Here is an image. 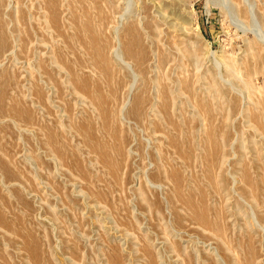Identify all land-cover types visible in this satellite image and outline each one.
Returning <instances> with one entry per match:
<instances>
[{"label": "rangeland", "instance_id": "1", "mask_svg": "<svg viewBox=\"0 0 264 264\" xmlns=\"http://www.w3.org/2000/svg\"><path fill=\"white\" fill-rule=\"evenodd\" d=\"M68 1L57 0L51 26L47 1L0 0V264H264V135L247 89L217 65L232 56L253 88L264 85L252 53L264 0ZM183 39L198 59L181 53ZM58 51L76 73L48 60ZM211 76L237 102L228 127L205 91ZM192 88L214 106L211 121L195 114ZM209 127L229 134L214 152L221 189L206 173Z\"/></svg>", "mask_w": 264, "mask_h": 264}, {"label": "bare ground", "instance_id": "2", "mask_svg": "<svg viewBox=\"0 0 264 264\" xmlns=\"http://www.w3.org/2000/svg\"><path fill=\"white\" fill-rule=\"evenodd\" d=\"M41 1H43V0H41ZM45 1H47V5L46 6H48L47 7V9L49 10L50 9V18L48 19V13L46 14V16L45 15H43V18H44V16L46 17V21L48 22V23H50V25L51 26H55L58 22H59V18L57 17V14H56V10H55V5L57 4V0H45ZM68 0H66V2H67ZM77 1V0H76ZM84 1V0H83ZM227 1V0H226ZM39 2H40V0H39ZM63 2V1H62ZM69 2V1H68ZM67 2V3H68ZM109 2H110V0H109ZM240 2V1H239ZM112 3V2H111ZM63 4H65V2L63 3ZM73 4H75V3H73ZM107 4V3H106ZM114 5V4H113ZM222 5V4H221ZM239 5V4H238ZM60 6H61V4H60ZM68 6H69V3H68ZM75 6V5H74ZM117 6V5H116ZM44 7V6H43ZM76 7V6H75ZM242 7V6H241ZM34 8H36V7H34ZM39 8H40V6H39ZM105 8L106 9H108L106 6H105ZM41 9V8H40ZM61 9V8H60ZM64 9V8H63ZM67 9H69V8H67ZM48 10H47V12H48ZM246 10H247V8H246ZM64 11V10H63ZM72 11V10H71ZM70 11V12H71ZM249 11V10H248ZM248 11H247V13H248ZM38 13H39V11H38ZM72 13V12H71ZM70 13V14H71ZM41 14V13H40ZM102 14V13H101ZM100 14V15H101ZM132 14V13H131ZM73 15V14H72ZM134 16V21H138V26H139V22H140V17H139V19L137 18V16L136 15H133ZM142 16V15H141ZM41 17H42V15H41ZM40 17V18H41ZM74 17H76V15H74ZM97 18V17H96ZM131 18V17H130ZM146 18V17H145ZM45 19V18H44ZM84 19V18H83ZM43 20V19H42ZM81 20V19H80ZM79 20V21H80ZM97 20V19H96ZM132 20V19H131ZM130 20V21H131ZM144 20V19H143ZM45 21V20H44ZM45 21V22H46ZM85 21H86V19H85ZM102 22V21H101ZM11 23V22H10ZM127 23H128V21H127ZM126 23V24H127ZM34 24V23H33ZM36 24V23H35ZM35 24H34V26H35ZM44 24V23H43ZM79 24H81V23H79ZM101 24V23H100ZM125 24V25H126ZM141 24V23H140ZM75 25V24H74ZM86 25V24H85ZM132 25V24H131ZM14 26V25H13ZM16 26H17V24H16ZM30 26H31V24H30ZM46 26H48V25H46ZM144 26V25H143ZM95 27V26H94ZM147 27H149V29H152L153 27H154V29H153V31H151V32H156L157 31V24L155 23H147V26H146V28ZM4 28H5V26H4ZM98 28V27H97ZM125 28V27H124ZM142 28V27H141ZM144 28H145V26H144ZM7 29V28H6ZM86 29H87V32L88 31H93V27L90 25V24H87V26H86ZM134 28H129L128 29V32L130 31V32H132V30H133ZM32 30V29H31ZM135 30V29H134ZM143 30V29H142ZM7 31H8V29H7ZM37 32H38V30H36ZM43 31V30H42ZM141 31V30H140ZM32 32V31H31ZM34 32V31H33ZM145 32V31H144ZM150 32V33H151ZM35 33V32H34ZM40 33V32H39ZM80 33V32H79ZM97 33V32H96ZM127 33V32H126ZM259 33V32H258ZM42 34V33H41ZM84 34V33H83ZM87 34V33H86ZM90 34V33H89ZM9 35H11V34H9ZM35 35H36V33H35ZM40 35V34H39ZM150 35H152V34H150ZM156 35H158V34H156ZM32 36V35H31ZM30 36V37H31ZM78 36H79V34H78ZM87 36V35H86ZM138 36V35H137ZM34 37V36H33ZM52 37V36H51ZM253 37V36H252ZM8 38H10V37H8ZM74 38V37H73ZM87 38V40H88V36L86 37ZM154 38V37H153ZM156 38V37H155ZM154 38V40H156ZM186 38V37H185ZM30 39V38H29ZM74 39H76V38H74ZM80 39V38H79ZM85 39V38H84ZM152 39V38H151ZM187 39V38H186ZM186 39H183L182 40V44L184 43V45H183V48H180V50L182 51L181 53H185L186 55H189V56H195V57H197V59H198V57H199V53L196 51V49L191 45V43H190V45L192 46H189L188 45V42H186ZM253 39H254V37H253ZM13 40V43H14V39H12ZM153 40V39H152ZM10 41V40H9ZM71 41V40H70ZM137 41V38H134L133 40H130L129 41V43H131V42H136ZM157 41V40H156ZM250 41H251V39H250ZM250 41L248 42V43H250ZM64 42H65V40H64ZM68 42V41H67ZM66 42V43H67ZM73 42V41H72ZM77 42H78V40H77ZM190 42V41H189ZM192 42V41H191ZM252 42V41H251ZM254 42V41H253ZM255 42H257L256 44H258V46L253 50V54H255V56H257L258 58H259V60H258V62H260L261 60L263 61V64H264V32H263V34L262 35H260V36H257L256 34H255ZM7 43H9L8 42V39H7V32L5 33V31H4V29H3V27L2 26H0V49H2V48H4L5 46H6V44ZM12 43V44H13ZM79 43V42H78ZM78 43H77V46H78ZM91 43V49L92 50H94L95 52H96V54L97 55H99V56H101V50L99 49V48H97L96 47V45H98L97 44V42H96V38H95V36H93V38H92V41L90 42ZM102 43V42H101ZM128 43V44H129ZM171 43H175V42H173V41H171ZM56 44V43H55ZM127 44V45H128ZM252 44H254V43H252ZM261 44V45H260ZM57 45H59V44H57ZM74 45V44H73ZM132 45V44H131ZM177 45V44H176ZM194 45V44H193ZM10 46H11V44H10ZM53 46V45H52ZM63 46H64V44H63ZM76 46V45H75ZM89 46V45H88ZM99 46V45H98ZM169 46V45H168ZM175 46V45H174ZM248 46V45H247ZM250 46H252L251 45V43H250ZM255 46V45H254ZM57 47V46H56ZM180 47V46H179ZM178 47V48H179ZM60 48V47H59ZM69 48V47H68ZM128 48V47H127ZM138 48V47H137ZM177 48V47H176ZM175 48V49H176ZM64 49V48H63ZM70 49V48H69ZM76 49V48H75ZM90 49V50H91ZM101 49H102V51H103V46L101 47ZM174 49V48H173ZM174 49V50H175ZM253 49V48H252ZM2 50H4V49H2ZM9 50V49H8ZM59 50V49H58ZM106 50V49H105ZM249 50V49H248ZM248 50H246V51H248ZM10 51V50H9ZM60 51H61V49H60ZM71 51V50H70ZM73 51V50H72ZM77 51H79V50H77ZM85 51V50H84ZM116 51V50H115ZM175 51H177V49L175 50ZM3 52V51H2ZM177 52H179V50L177 51ZM249 52V51H248ZM10 53V52H9ZM72 53V52H71ZM80 53V52H79ZM84 53V52H83ZM88 53V52H87ZM128 53H130V49H128ZM172 53L173 52H171V55H172ZM247 53V52H246ZM62 54V53H61ZM124 54V53H123ZM251 54V53H250ZM11 55V54H10ZM50 55V54H49ZM51 55H53V53L51 54ZM60 55V53H59V51H58V54L57 53H55L54 54V56H50L49 58H48V60H50L53 64H54V66H55V68H57V67H59V68H61V67H63V68H66L69 72H70V74H72V73H76L77 72V70H76V72H74V70H73V68H75V67H72V66H70L69 64H66V62H61L60 64H62L63 66H61L60 64H58L59 62H57V61H59V57L61 58V56H59ZM70 55H72V54H70ZM174 55V54H173ZM201 55V54H200ZM231 55V54H230ZM248 55H249V53H248ZM3 56V55H2ZM178 56V55H177ZM189 56H188V58H189ZM250 56H252V55H249V57ZM254 56V57H255ZM64 57V56H63ZM88 57V56H87ZM86 57V58H87ZM98 57V56H97ZM195 57H194V59H195ZM72 58V57H71ZM90 58V57H89ZM111 58V57H110ZM179 58V57H178ZM62 59V58H61ZM190 59V58H189ZM237 59V58H236ZM239 59V58H238ZM250 59V58H249ZM84 60V59H83ZM248 60V59H247ZM62 61V60H61ZM67 61V60H66ZM71 61V60H70ZM86 61V60H85ZM194 61V60H193ZM252 61V60H251ZM255 61H256V59H255ZM262 61H261V64H262ZM76 62V61H75ZM90 62V61H89ZM110 62V61H109ZM108 62V63H109ZM196 62V61H195ZM249 62V61H248ZM51 63V64H52ZM101 63H103V62H101ZM198 63V62H197ZM238 63V61H236L232 56H230V57H226V56H224V57H222L221 58V60L220 61H218L217 62V65H218V69H219V65H223L224 66V68H225V73H226V76L227 77H229V76H231V77H233V78H235L236 80H237V82L239 83V85H240V87H242V88H246L247 90V98L250 100V101H252V120L254 121L253 122V126H254V128H255V130L258 132V133H260V134H262V135H264V85L261 87V88H253L252 87V85H251V83H250V80H249V76L250 75H252V74H249V73H251V72H246V75H245V73H244V71L242 70V68L237 64ZM256 63V62H255ZM260 64V63H259ZM72 65V64H71ZM77 65H79V64H77ZM95 65V64H94ZM93 65V66H94ZM253 65V64H252ZM252 65H251V67H252ZM52 66V65H51ZM73 66H74V64H73ZM81 66V65H80ZM79 66V68H81ZM92 66V65H91ZM256 66V65H255ZM142 67V66H141ZM244 67V66H243ZM33 68H36V67H34V65H33ZM52 68V67H51ZM62 68V70H64ZM78 68V67H77ZM94 68V67H93ZM181 68H184L183 66H181ZM245 68V67H244ZM262 68V67H261ZM263 68H264V66H263ZM52 69H54V67L52 68ZM36 70H37V68H36ZM60 70V69H59ZM98 70V69H97ZM51 71V70H50ZM53 71V70H52ZM58 71V70H57ZM65 72H66V70H64ZM254 71V70H253ZM256 71V70H255ZM261 71H263L264 72V69L263 70H261ZM257 72H260V71H257ZM100 73V72H99ZM67 74V73H66ZM79 74V73H78ZM133 74V73H132ZM249 74V75H248ZM253 74H255V73H253ZM257 74V73H256ZM263 74V73H262ZM100 75V74H99ZM68 76V75H67ZM77 76V75H76ZM178 78V77H177ZM180 78V77H179ZM219 78H223L221 75H219ZM48 79V78H47ZM47 79H45V80H47ZM66 79V78H65ZM214 79H216L215 77L213 78L212 76L209 78V85L207 86V88L208 89H206L205 91H210V92H208L209 94H210V97H212L213 99H218V100H220L221 101V104H220V106H218V107H220V108H222V109H225V110H227V111H225L226 112V116L221 120L222 122H223V126L224 125H226V127H228L227 126V122H225L226 120H229L230 119V116H231V113H233V111L235 110V108H238V107H236L237 106V102L236 101H232V99H230V101H229V99H228V103L229 104H226L225 102V96H227V94H225L226 93V90H224L223 89V85L222 84H220V83H218L217 81H215ZM52 80V79H51ZM78 80V79H77ZM181 80H182V78H181ZM228 81L227 79H224L223 81ZM67 81H70V80H67ZM176 81H178V79L176 80ZM61 83V82H60ZM66 83V82H65ZM64 83V84H65ZM177 83V82H176ZM179 83V82H178ZM177 83V84H178ZM73 84V83H72ZM66 85V84H65ZM205 85V84H204ZM61 86H62V84H61ZM75 87V86H74ZM194 87V86H193ZM203 87V86H202ZM86 88V87H85ZM172 89V88H171ZM76 90H78V89H76ZM92 90V89H91ZM168 90H169V88H168ZM191 91H192V98L193 99H195V104H194V106L196 107L195 108V114L197 115V117H199L200 118V116H202V114H204V115H206V116H203V117H205L206 119H208V120H210L211 121V118H212V112H213V108H214V106L212 107L211 106V104L209 103V98H203L204 100H207V101H203L201 98H199L198 99V97L196 96V93L197 92H194V88H192L191 89ZM257 91V92H256ZM170 92V91H169ZM171 92H173V90L171 91ZM203 93H204V91H202ZM92 93V92H91ZM198 94V93H197ZM201 94V93H200ZM199 94V95H200ZM205 94V93H204ZM229 94V93H228ZM93 96V95H92ZM187 96H189V95H187ZM194 96V97H193ZM201 97V96H200ZM96 100L100 103L101 101H100V97H99V95H97L96 96ZM229 98V97H228ZM189 99V98H188ZM187 99V100H188ZM211 99V98H210ZM93 100V99H92ZM91 100V101H92ZM190 100V99H189ZM141 101V97H136L135 98V101H134V103H133V106H136L139 102ZM191 101V100H190ZM189 101V102H190ZM186 102H188V101H186ZM94 106V105H93ZM156 106V105H155ZM216 106V105H215ZM132 108V107H131ZM154 110H157V109H154ZM217 110V109H216ZM239 110V109H238ZM133 112H134V114H138L139 113V109H137V107H135V110H133ZM161 112V111H160ZM249 112V109L246 107V114H247V116H249L250 114L248 113ZM157 113V112H156ZM129 114V113H128ZM249 114V115H248ZM143 115V114H142ZM160 116H161V114H159ZM162 117V116H161ZM182 117V116H181ZM157 119L159 118V117H156ZM195 118V117H194ZM129 119V118H128ZM143 119V118H142ZM156 119V120H157ZM250 120H251V118H249ZM140 120V119H139ZM154 120V119H153ZM160 121H161V119H159ZM144 121V120H143ZM151 122V121H150ZM161 124V123H160ZM152 125V124H151ZM154 127V126H153ZM157 127V126H156ZM211 127H212V125H211ZM211 127H209L208 128V131L206 132V136H205V138H206V140H205V143L207 144V146L208 147H210V148H212L211 149V152L210 153H208L207 154V156L209 157L208 158V160H210V162L209 163H207V171L208 172H206V173H208L209 174V176H208V178H210L211 180H212V184L214 185V184H216V185H214V189H218L219 187H220V189H221V187L223 188V187H225L226 185H225V180H224V176H223V171H221V169H222V164H223V159L222 160H218V162H215L214 161V159H215V156H214V152L217 150V149H220V153H221V151H223L224 150V146H225V144H226V137L228 138V136L227 135H229V134H227V132H226V130L225 131H223L222 129H221V131L218 133V132H216V130H215V128H214V131L213 130H210L211 129ZM225 127V126H224ZM173 128V127H172ZM212 128V129H213ZM174 129H176V130H181V126H180V122L178 123L177 122V127H174ZM173 129V130H174ZM217 129V128H216ZM219 130H220V128H218ZM154 130H155V128H154ZM150 131V130H149ZM155 132V131H154ZM176 132V131H175ZM173 135V134H172ZM174 136V135H173ZM167 138V137H166ZM168 142V141H167ZM167 142H166V144H167ZM175 144H176V142H174ZM155 145V144H154ZM177 145V147H176V150H178L180 147H179V143L178 144H176ZM159 146V145H158ZM165 146H169V145H165ZM161 147V146H160ZM170 147V146H169ZM155 148V147H154ZM159 148V147H158ZM175 149V148H174ZM154 150H157V147H156V149H154ZM171 150V149H170ZM158 151V150H157ZM161 151V150H160ZM155 152V151H154ZM172 153V152H171ZM175 153H176V151H175ZM206 153V152H205ZM174 154V153H173ZM159 155H160V153H159ZM175 155V154H174ZM178 155V154H177ZM206 155V154H205ZM207 156H205V157H207ZM219 156V155H218ZM157 157V156H156ZM162 157H163V155H162ZM166 158V157H165ZM178 158V157H177ZM179 159V158H178ZM158 160H160L159 158H158ZM164 161V160H163ZM166 161V160H165ZM164 161V162H165ZM206 161V160H205ZM207 162V161H206ZM160 163V162H159ZM215 163L219 166V168H220V170L218 171V174H217V176H218V179H217V176H216V174H215V170H214V167H215ZM160 164H162V163H160ZM164 165V164H163ZM206 165V164H205ZM160 166V165H159ZM162 166V165H161ZM160 166V167H161ZM164 168V167H163ZM160 169V168H159ZM260 169V168H259ZM161 170V169H160ZM256 170V169H255ZM221 171V172H220ZM205 172V171H204ZM242 172V171H241ZM251 172V171H250ZM257 173V172H256ZM255 173V174H256ZM226 174V173H225ZM243 174V173H242ZM242 174H240L241 176H242V178L243 179H245L244 177H245V173L243 174L244 175V177H243V175ZM261 175L263 174V172H261L260 173ZM161 175H162V173H161ZM212 175H215V178L217 179H215V178H213L212 179ZM258 175V174H257ZM226 176V175H225ZM203 177H204V175H203ZM232 177V176H231ZM257 177H260V176H257ZM252 178V177H251ZM206 179V178H205ZM241 179V178H240ZM247 179V178H246ZM255 179V178H254ZM259 179V178H258ZM258 179H257V181H258ZM261 179V178H260ZM262 179L264 180V178L262 177ZM237 180H238V178H237ZM251 180V179H250ZM262 180V181H263ZM208 180H206V182H207ZM249 181V180H248ZM253 181V180H252ZM239 182V181H238ZM260 182V181H259ZM209 184H210V182H208ZM207 183V184H208ZM255 183V182H254ZM258 183V182H257ZM261 183V182H260ZM263 183H264V181H263ZM262 184V183H261ZM245 185V184H244ZM260 185V184H259ZM209 186V185H208ZM262 186V185H261ZM248 187V186H247ZM250 187V186H249ZM263 187H264V185H263ZM210 188H211V186H210ZM261 188V187H260ZM259 188V189H260ZM212 189V188H211ZM219 189V191H221ZM264 189V188H263ZM263 189H262V191H263ZM257 190H258V188H257ZM214 191V190H213ZM247 191V190H246ZM261 191V190H260ZM259 191V192H260ZM262 191H261V193H262ZM256 192V191H255ZM255 192H253V189H250L249 190V197H251L252 199V201L253 202H257V200H255L256 198H255V196H256V193ZM264 192V191H263ZM215 194V193H214ZM219 195V194H218ZM218 195H216V196H218ZM261 195V194H260ZM262 196V195H261ZM264 196V195H263ZM245 197V196H244ZM257 197H259V195L257 196ZM240 197L238 196V199H239ZM241 199V198H240ZM258 199V198H257ZM261 200H262V197H261ZM260 200V201H261ZM259 203V202H258ZM262 203H264V202H262ZM256 204V203H255ZM262 205V204H261ZM203 210V209H202ZM201 212V211H200ZM202 217V216H201ZM203 218V217H202ZM202 221H206V219L204 220V219H201ZM205 230V229H204ZM209 232H211V231H209ZM214 234V233H213ZM217 235H220V236H222V234L221 233H218ZM217 237V236H216ZM220 238V237H219ZM222 242H223V240H222ZM226 243V242H225ZM227 244V243H226ZM31 246V245H30ZM225 247V246H224ZM228 248H229V246H228ZM227 249V248H226ZM226 251H229V249L228 250H226ZM32 254H33V252H32ZM33 256H34V254H33ZM29 258V257H28ZM30 259V258H29ZM34 259V258H33ZM30 262H32V261H30ZM42 264V263H41Z\"/></svg>", "mask_w": 264, "mask_h": 264}]
</instances>
